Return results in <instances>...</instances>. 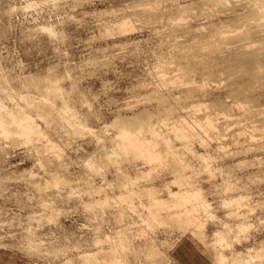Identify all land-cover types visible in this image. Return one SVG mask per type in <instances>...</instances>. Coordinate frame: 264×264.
<instances>
[{"label":"rangeland","instance_id":"374dc122","mask_svg":"<svg viewBox=\"0 0 264 264\" xmlns=\"http://www.w3.org/2000/svg\"><path fill=\"white\" fill-rule=\"evenodd\" d=\"M29 1L33 0H0V26L7 30L5 34L0 33V79L1 71L20 77L34 73L41 76L56 73L62 78V85L70 89L76 109L81 111V116L88 117L87 124L95 130L105 131L102 126L110 124L118 115L129 116L144 108L152 115L143 120L156 121L163 116L167 118L166 122L178 115L180 111L177 105L180 104L187 106L202 101L209 106L206 107L207 111H218L216 108L221 109L224 103L232 104L234 100L242 98L238 87L246 82L250 88L249 95L255 99L253 102V98H250L252 105L255 104L253 109L257 107L264 111V66L256 80L247 79V76H251V68L247 71V74L250 72L249 76L244 69L239 71L237 64L220 60L213 65L214 71L210 72L204 63L194 62L192 57L185 56L175 46L193 41L186 31L190 25L197 28L207 22L197 3L183 13L175 8V3L158 4L152 0L151 3H146L149 0H34L39 3L28 6ZM162 4L166 6L161 7L160 11H165L163 18L159 19L157 16L160 14L154 8ZM149 10L154 12L149 13ZM152 13L156 15L153 17ZM181 14L186 16L180 19L179 24H170L171 15L177 17ZM126 19L130 20L133 28L124 31L120 24ZM41 24H52L56 35L41 30ZM171 51L178 54L174 60L176 62L167 63L171 60ZM201 57L194 58L199 60ZM160 62L168 67L167 76L177 71L173 69L177 63L187 72L193 68V77L199 88H203L194 101L183 87L186 80L169 82L164 87L156 85ZM51 66L53 68L49 70ZM204 77L209 78L207 87H201ZM251 86L256 87L255 91ZM205 89L212 93L202 95ZM27 90L33 96L39 92L33 84ZM232 112L234 115L228 120L230 125L227 122V128H230L222 130V145L227 155L220 156L215 149V140L209 149L215 155L214 166L220 168L222 173L209 175L194 160L193 168H198V173L191 176L195 179L189 178L193 182L195 180L194 185L203 187L217 216L227 219L232 228L231 234L239 237L225 253L231 256L239 251L246 252L249 248L262 249V256L253 259L251 264H264V113L249 112L250 115L244 117L236 107ZM231 118L236 121L232 123ZM37 120L45 127L41 119ZM222 120L227 121L224 117L219 121ZM254 121L260 125L251 137L247 132L251 128L247 130L244 127L245 123L252 124ZM161 128L171 131L167 126ZM49 131L59 144L60 157L67 165L64 174L70 178L72 187L55 190L62 193L60 195L54 192L53 195L51 191L41 195L35 189L36 183L33 185L29 180L31 175L28 173L32 171L33 177L35 174L40 180L38 182L44 183L49 178L46 171L50 167H46L49 166L47 163V170L42 167L39 158L53 154L52 151L45 155L50 150L47 147H41L46 151L43 153L41 148L36 147L37 151L35 146L17 144L12 147L7 143L11 146L6 147L3 155H7V152L8 155L0 160L3 161L0 163V264H83L78 255L81 248L99 249L98 262H103L104 256L109 257L106 252L111 245L105 235L112 236L114 240L120 229L130 237L132 250L128 252V259L131 264H216V248L211 241L214 231L221 229L219 222L202 217L203 231L199 232L203 234L202 239L197 232L178 226L174 221L149 226L140 220L137 210L133 209L126 211L119 225L111 211L116 208L113 205L118 204L115 201L117 195L123 191L118 185L123 178L116 174L114 166L108 169L103 179L101 175L90 174L83 164L84 158L97 153L100 147L95 139L87 131L68 134L55 126L50 127ZM106 133L112 135L114 129L110 128ZM176 144L182 149L181 143ZM39 150H42L41 154H38ZM129 162L125 160L122 164L126 165L124 169L132 176L139 175V188L140 185H153L154 182L160 198L164 200H169L167 184L173 190H178L179 185L172 183L173 174L168 173L165 167H158L155 177L141 176L143 171L150 169V165L141 159ZM36 178L34 180L37 182ZM87 179L96 186L101 185L111 195L112 204L106 207L103 214L105 220L94 216L80 203L81 198L87 199L82 192H85L83 188L88 184ZM228 179L234 187L225 192L222 182ZM70 190L75 192L70 194ZM240 194L247 196L244 206H240L237 214L226 217V210L221 206L222 198ZM140 199L148 202L145 195L136 198V209L139 211ZM52 213L54 219L49 218ZM239 221L247 222L246 229L237 230L236 223ZM97 238H100V242L95 245ZM151 243L160 250V254L149 253V245L146 244ZM55 248L64 250L55 252Z\"/></svg>","mask_w":264,"mask_h":264},{"label":"bare ground","instance_id":"6f19581e","mask_svg":"<svg viewBox=\"0 0 264 264\" xmlns=\"http://www.w3.org/2000/svg\"><path fill=\"white\" fill-rule=\"evenodd\" d=\"M152 1L158 4L175 3V8L183 13L193 8L194 3L199 4L201 7L200 12L204 14L203 16L206 18L207 22L201 24V26L197 28H193V26L190 25V28L186 31L189 32L193 41L186 45L184 43L176 44L175 46H177L179 51H182L185 56L192 57V60H195L194 62L204 63L206 65V70L210 72L214 71L213 65L220 60L230 64H237L238 67H240L239 71L244 69L246 75L250 74V72L247 74V71L251 68L254 73L252 74L251 72V76H247V79H257L260 74L259 72H261L264 66V0ZM37 3H39V1L33 0L29 1L26 5L33 6ZM146 3H151V0ZM162 6L166 5H155V12L160 14H157V18L162 17L164 14L165 10L162 12L160 11L162 10ZM163 9L165 8L163 7ZM152 11L153 10H151V12ZM151 12L149 10V13ZM155 15L152 13L153 17ZM185 16L186 15L182 16L181 14L177 17H172L171 15V17H169L170 24H179L180 19H183ZM39 28L51 35H56L57 33L52 24H41ZM120 28L126 31L132 29L133 26L130 20L126 19L122 21ZM6 31L5 27L0 26L1 34L7 33ZM172 52L173 51L169 53L171 60H168L167 63L176 62L174 60L178 54ZM199 55L202 56L201 59L197 60V58H194ZM160 63L161 64L157 66L159 67L158 70L157 68L153 69L157 70L156 74L158 78L155 81L156 85L164 87L168 85L169 82L173 83L179 80L182 82V80H186L183 83V87L186 88L187 94L190 98H193L194 101V97L200 93V90L203 88L200 89L197 85L196 79L193 77L192 73L193 68L187 72L182 69L180 63H177L175 68H173L177 71L173 75L167 76L168 67L162 62ZM52 68L53 66L49 67V70ZM210 72L208 73L210 74ZM61 79L62 78L54 72H49L46 76L34 73L20 77L1 71L0 160L8 155V152L5 156L3 153L6 152V147L10 148L9 146L11 145L14 147V145L17 144H24L30 147L35 146V149L36 147L40 149L42 146L49 148L50 150L48 149L49 151H47V153L43 150L44 148L41 149L43 153H46L45 155H48L50 151H52L51 153L54 155L51 154L52 156L43 157L42 155L44 154H42L41 156L43 158H39L40 161L42 160V167L44 166L46 170V167H50L46 171L49 178H46L44 183H42L38 182L40 180H37L35 174V177H33L32 171L27 173L33 177L32 179L29 176V180L36 183L35 189L37 191L39 190L38 192L41 195L46 194L47 191L56 194L61 187L70 186L71 188L72 186L70 178L64 174V171L67 170V165L66 163V166L64 165L61 159L62 157H60L62 153H60L61 151L58 149L59 144L57 141L55 142L53 140V136L51 137L49 129L52 126L60 127L62 130L67 131L68 134L84 133L87 131L89 135H92L95 139L94 141H96V144L100 147L97 149V153H91L84 158L83 164L85 168L90 174L92 173L97 176L101 175L104 179V177L107 176L108 169L114 166L113 168L116 169V174L123 178L118 184L123 191L117 195V200L115 201L118 204L113 205L116 206V208L111 211L113 217L119 221V225L122 223L126 211L133 209L135 211L137 210L138 215H140V220L147 223L149 226H155L156 223L163 224L174 221L178 226L190 230L192 229L195 233L197 232L198 236L202 239L203 234L199 232L203 231L201 229L203 224L202 217L205 216L206 220L215 221L216 223L219 222L221 225V229H216L214 231L211 241L212 246L216 248V264H251L253 259L262 256V249L254 248H249L246 252H236L231 256L225 253V251L233 247L235 240H238L239 237L238 235L231 234L232 228L227 219H221L217 216L212 202H210L202 189L203 187L194 185L196 184L195 180L194 182L192 181L195 179L192 178V175L196 174V172L198 173V168H193L195 166L194 160H197L200 169L206 171L209 175H215L217 172L222 173L220 168L214 166L213 158L215 155L211 154L209 149L212 146V141L215 140L217 143L215 149L220 152V156L227 155L226 148L222 145V130L230 128H227V126L230 125V121L228 120L234 115L232 112L234 107H236L244 117L250 115L249 112H251V114L255 112L264 113L263 110L257 107L253 109L255 104L252 105V101H250V98H253V96L249 95L250 88L247 82L238 87V92L242 94V98L234 100L232 104H222L224 107H221V105V109H219V107L216 108L218 111H207L206 107H209L207 104L202 101H192L193 104L189 103L190 105L187 106L181 104L177 105L180 112L172 121L166 122L167 118L163 116H159L156 121L143 120L146 116H149L147 118L149 119L152 115L148 109L144 108V110L129 116L118 115L110 124H104L102 126L105 131H100L95 130L87 124L88 117H86V119L81 116V111L79 112L73 104L70 96V89H66L62 85ZM207 79L209 78L204 77L201 87H207ZM32 84L35 85L39 91L36 96L30 94V91L27 90ZM256 85L257 84H255V86ZM255 86H251L253 87L251 88L253 91H255ZM211 93V90L205 89L202 95ZM82 97L85 98L84 96ZM83 100L87 103L86 98ZM83 100L82 103H84ZM216 100L221 101V99ZM252 100L254 102L255 99L253 98ZM223 117L226 118L227 121H219L220 118ZM37 118L44 122L45 127ZM231 119H233L231 120L232 123L236 121L235 118ZM254 122L252 124L245 123L246 126L244 127L247 130L251 128L250 131L246 130L249 133V135H247L251 137L255 135V128L260 125H257V122L254 124ZM262 125V127H264V123ZM162 126H167L171 131L162 130ZM110 128L114 129L112 135L106 133ZM177 142L182 144V149L177 146ZM7 143L11 145L8 146ZM42 150H39L38 154L40 152L42 153ZM53 150L55 152H53ZM136 159H141L143 163L150 165V169L143 171L141 176L155 177V172H157L156 170L158 167H165L168 169V173L173 174L174 179L172 183L179 185V188L178 190H173L171 185L167 184L166 191L169 200L160 198L158 188L154 185V182H152L153 185H140L139 188V175L132 176L127 169H124L126 165L123 166L124 163L122 164L125 160H127V162H132L134 160L137 161ZM46 163L49 166H46ZM158 176L159 174L157 177ZM34 178H36L37 182ZM90 181L91 180H88V184H86L88 186L86 187L85 185L83 188L85 192L82 191L87 195V199L86 197L85 199L80 197V203L88 210H91L94 216H100L101 220H105L103 219V214L106 207L112 204L111 195L102 188L101 185L96 186V184ZM35 183L33 185H35ZM40 183H42V185ZM222 183L225 192H228L234 187L229 179L224 180ZM45 188H51V190H45ZM64 189L61 188V190ZM73 189H75L74 186ZM55 190L57 191L55 192ZM70 191V194H72L74 190ZM67 192L65 193L66 195ZM59 193L60 192L57 194ZM142 195L148 198V202H143V200L140 199L139 211L136 209V198ZM246 197L247 196L243 194L239 196L227 195L223 197L221 206L226 210V217L237 214L241 208L240 206H244L245 200L247 199ZM43 204L48 206L45 203ZM49 218L54 219V213H52ZM247 226L248 224L245 221L236 223V228L239 231L246 229ZM122 230L123 229L117 230V235L114 237V240L112 236L108 234L105 235V238L111 242L110 248L106 252L109 257L106 258L104 256L105 261L98 262L99 249L93 251L81 248L78 255L82 263L131 264L128 259V252L132 250L130 237ZM94 241L95 245H98L100 238ZM146 245H149V253L160 254V250L152 243ZM61 250H64V248L54 249L55 252Z\"/></svg>","mask_w":264,"mask_h":264}]
</instances>
